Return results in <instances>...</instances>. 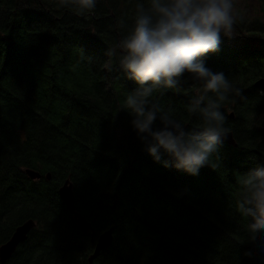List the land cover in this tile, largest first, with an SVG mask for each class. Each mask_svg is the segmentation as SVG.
<instances>
[{
  "label": "trees",
  "instance_id": "obj_1",
  "mask_svg": "<svg viewBox=\"0 0 264 264\" xmlns=\"http://www.w3.org/2000/svg\"><path fill=\"white\" fill-rule=\"evenodd\" d=\"M138 2L98 0L80 16L56 0H0V247L35 223L5 264H90L108 229L91 264H264V241L250 242L235 211L238 175L264 164V89L254 86L264 77V0H236V35H221L204 60L242 95L221 109L236 147L223 143L220 167L196 176L154 162L121 110L135 85L107 52ZM180 87L160 103L190 130L198 85L185 74ZM65 180L88 233L58 196Z\"/></svg>",
  "mask_w": 264,
  "mask_h": 264
},
{
  "label": "clouds",
  "instance_id": "obj_2",
  "mask_svg": "<svg viewBox=\"0 0 264 264\" xmlns=\"http://www.w3.org/2000/svg\"><path fill=\"white\" fill-rule=\"evenodd\" d=\"M97 2L56 0L58 7L80 16L94 14ZM236 9V0H139L131 27L107 52L110 57L118 55L119 71L135 85L127 91L121 110L131 117L130 125L147 154L164 167L190 176L206 166L220 167V149L230 133L221 109L242 94L204 60L219 51L221 35H236V25L243 19ZM118 27H126L123 19ZM185 74L198 85L186 105L199 120L190 130L173 109L160 103L165 92H181ZM235 211L247 222L250 242L264 241V164L238 175Z\"/></svg>",
  "mask_w": 264,
  "mask_h": 264
},
{
  "label": "water",
  "instance_id": "obj_3",
  "mask_svg": "<svg viewBox=\"0 0 264 264\" xmlns=\"http://www.w3.org/2000/svg\"><path fill=\"white\" fill-rule=\"evenodd\" d=\"M254 86L260 89H264V77L258 79ZM232 117V115H230ZM225 144L236 147V143L233 139L232 132L224 140ZM27 176L31 180H39L41 175L38 172L26 170ZM45 179L50 180V173H46ZM58 196L61 201L64 203L68 212L73 216L75 224L78 229L83 233H88L92 231L90 223H88L81 215H79L74 209V196L72 190V183L69 180H65L63 184L58 189ZM35 223L32 220L26 221L25 223L19 225L8 241H6L0 247V264H5L11 257V255L16 250L17 246L24 242L29 231L34 227ZM112 240V230L108 229L107 231L101 233L95 242L94 250L92 255L89 257V263L91 264L93 260L99 255L100 251L106 248Z\"/></svg>",
  "mask_w": 264,
  "mask_h": 264
}]
</instances>
